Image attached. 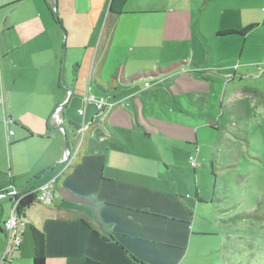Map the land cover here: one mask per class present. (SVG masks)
<instances>
[{"label":"crops","instance_id":"obj_1","mask_svg":"<svg viewBox=\"0 0 264 264\" xmlns=\"http://www.w3.org/2000/svg\"><path fill=\"white\" fill-rule=\"evenodd\" d=\"M30 1L0 0V10ZM109 2L54 0L55 16L49 8L45 13V9L33 7L8 27L15 37L3 44L0 56L12 63L8 68L11 91L18 88L20 93L30 94L32 101L39 96L43 107L42 113L34 115L38 130L14 112L19 120L12 119L10 125L17 126V132L9 135L18 136L7 142L9 155L11 158L13 143L43 141L46 146L30 173L20 180L8 177L0 187L5 193L0 201L5 199L11 205L7 185L19 191L17 188L35 175L40 178L48 173L42 185L51 186L75 162L79 151L80 156L72 171L59 178L55 193L59 199L53 200L54 206L34 204L26 211V229L15 253L18 258L13 254L11 260L3 259V223L7 219L3 217L0 264L15 260L12 264H32L30 226L45 236V264H190L194 242L215 236L208 234L207 225L197 224L196 202L203 198L196 188L194 205L190 195L183 193L184 185L166 174L183 169L192 151L196 152L200 130L206 125L213 127L207 111L219 100L214 92L218 78L206 64L208 50L218 40L235 34L219 35L220 26L204 29L202 17L210 13L214 0H191L179 6L170 0H128L108 30ZM62 51L66 56L64 81L59 69ZM78 53L85 57L87 74L83 78L72 70L77 77L73 84L67 80L71 78L67 66L72 69ZM156 68L161 69L158 75L148 72ZM6 71L2 72L5 86ZM96 73L101 82L106 81L104 85L114 88L100 92L94 87L95 93H91ZM143 73L147 76L120 82ZM148 78L156 79L158 87L148 84L145 88ZM19 80L23 83L18 86ZM86 80L84 94L79 83ZM88 94L114 106L98 111L93 103L84 104V114L79 116ZM32 101L26 103L27 110L32 111ZM59 106H63V133L51 117ZM2 122L5 128L10 126L6 120ZM84 126L85 132L78 135L76 131ZM65 138L70 157L63 164ZM155 141L156 149L175 150L182 162L172 153L157 158L144 150ZM35 187L33 183L28 189ZM97 219L104 236L92 228Z\"/></svg>","mask_w":264,"mask_h":264},{"label":"rangeland","instance_id":"obj_2","mask_svg":"<svg viewBox=\"0 0 264 264\" xmlns=\"http://www.w3.org/2000/svg\"><path fill=\"white\" fill-rule=\"evenodd\" d=\"M170 1L173 5L179 6L191 0ZM214 1L209 6L210 13L203 15L201 20L206 31L208 29L212 31L213 27L219 26L220 34L230 31L239 33L248 27L253 29L243 36H229L210 46L206 64L213 68L212 74L218 78L214 92L219 98L207 111L208 115L212 116L213 127L206 125L197 135V150L190 154L196 158L195 172L188 160L186 165L183 164V169H174L166 175L184 185L183 193L190 195L194 205L196 188L197 194L203 198L199 204L196 202L194 216L197 224L207 225L208 234L215 235L194 242V253L188 259L190 264H264V0ZM33 7L45 9L47 13V8H51L50 0H33L18 8L13 6L4 11L0 10V53L3 44L9 43L15 37L8 30L9 25L16 23L23 11ZM58 28L61 31L59 25ZM44 38L45 35L43 40ZM77 58V61L73 62L72 69H68L67 66V74L69 73L71 77L67 80H71L73 84H77V77L72 75V70L83 78L87 74L85 57L82 53H78ZM61 59L59 69L64 81L66 56L63 60V51ZM11 64L0 56L1 188L11 175L20 180L22 176L30 173L46 146L43 141L13 143L10 158L7 142L18 136L17 134L15 137L9 135L10 132L12 134L17 132V126L10 125L14 122L12 119L19 120L14 112L16 116H21L20 119L30 122L35 130H38V124L34 121L35 112L42 113V105L39 104L41 97L37 96L32 101L33 97L30 94L20 93L18 88L15 92L11 91V77L8 69ZM195 64L201 66L203 63ZM3 70L4 72L7 70L6 86L2 83ZM159 70L161 69H150L148 72L158 75ZM128 77L130 75L125 78ZM155 80L148 78L146 82L157 88ZM102 82L106 83L105 80ZM22 83L23 81L19 80L18 86ZM79 85L83 86L85 94L87 80L85 83L80 81ZM30 92H32L31 88ZM90 92L95 93L93 85ZM234 94L238 96L230 100L229 98ZM186 99L187 102H191L189 97ZM31 101L32 111L26 109V103ZM72 104L73 102L69 103L68 108ZM85 107L83 101L78 110L79 116H82L79 112L84 113ZM5 114L10 115L11 119L8 128L1 124L3 120H6L8 125L9 118H6ZM61 123L59 125L55 123V125L63 133L64 129L60 128ZM194 138L196 140V134ZM156 142H150L144 150L153 152L157 158L166 157L172 153L176 155L178 162H182V158L175 150H171L170 153V149L167 151L165 148L161 152L156 149L154 146ZM65 161L64 159L62 163H66ZM48 175V173L40 175V178L43 177L44 180L40 179L39 175L32 176L17 190L28 183L26 189L31 188L34 183L37 188L31 190L39 191L45 187L42 184H45ZM7 187L5 191L9 192L10 189L16 191L12 185ZM0 194L5 193L0 190ZM58 199V195L55 194L54 201ZM211 199H213L212 203L209 202ZM4 201L5 199L0 201V224L3 217L10 216L11 205ZM38 202L36 204L49 207L51 204L47 199L38 200ZM15 257L18 258V255L15 254Z\"/></svg>","mask_w":264,"mask_h":264},{"label":"trees","instance_id":"obj_3","mask_svg":"<svg viewBox=\"0 0 264 264\" xmlns=\"http://www.w3.org/2000/svg\"><path fill=\"white\" fill-rule=\"evenodd\" d=\"M127 2H128V0H110L109 6H108V23H107V29L108 30L112 26L113 20L118 15H120L122 13ZM49 11L53 16H55V11L52 8H49ZM55 21L57 23L59 22V20L57 18H55ZM252 29H253V27H248L239 33L230 31V32H225L223 34H219V35L229 36V35L235 34V35L243 36ZM149 74H152V73H149ZM140 76L145 77L147 75L145 73H143V74L134 75L132 78H129V79H122L121 78L120 82L121 83H128L132 80H135L136 78H139ZM93 85L100 92H108L114 88V86L112 84L104 85L100 81L97 73L94 75ZM79 156H80V151L76 155L75 162H72V164H70L66 168L65 172L62 173L59 177H57L52 182V184L50 186L51 187L50 188V194H51L50 207L54 206L53 200H54L55 193H58L57 185L59 182V178H62L63 176H65V174H69L72 171L75 163L79 160ZM211 166H212V163H211ZM18 196H20L21 199L19 200L18 205H17V215L19 217H22L25 219L26 211L28 209H30V207L33 206L34 204L39 203L38 202L39 193H38V191H35V190L25 189L21 193H19ZM198 201H200V199H198ZM212 202H213V199H212ZM92 228L94 229L95 232H97L101 236L102 235L104 236L106 234L103 231V225L101 224V222L98 219L96 220V223L92 225ZM29 230H30L32 243H33L32 264H45V236L42 232L38 231L33 226H30Z\"/></svg>","mask_w":264,"mask_h":264},{"label":"built area","instance_id":"obj_4","mask_svg":"<svg viewBox=\"0 0 264 264\" xmlns=\"http://www.w3.org/2000/svg\"><path fill=\"white\" fill-rule=\"evenodd\" d=\"M146 87H148V84H145V88ZM83 101L85 105L88 103H93L98 111H104L106 109L110 110L114 106V104L107 102L104 98H96L95 96L89 94L84 97ZM62 110L63 106H59L52 116L54 122L58 125L61 123L60 115L62 113ZM79 113L82 115L84 114L82 113V111H80ZM10 123L11 119H9L8 124ZM86 129L87 127L84 126L82 127V129H79L76 132L78 135H83ZM10 134L12 133L10 132ZM69 157L70 156L68 153L65 157V162H67ZM188 160L190 162L191 167L196 168L197 162L195 156H190ZM50 188L51 187L47 185L38 191L39 200L47 199V201H51ZM4 196V194H0V198ZM7 196H10L12 198V202L10 207V216L3 223V228L6 234V247L3 253V259L11 260L12 255L18 252L20 245L22 244L23 235L26 229V220L17 215V205L21 197L18 196L16 191H14L13 189H10Z\"/></svg>","mask_w":264,"mask_h":264},{"label":"water","instance_id":"obj_5","mask_svg":"<svg viewBox=\"0 0 264 264\" xmlns=\"http://www.w3.org/2000/svg\"><path fill=\"white\" fill-rule=\"evenodd\" d=\"M50 6L51 8L55 11V8H54V0H50ZM64 52V51H63ZM63 60H64V55H63ZM63 66V65H62ZM60 79L62 80V74H61V77ZM61 129H63L62 127H60ZM64 159L65 157L67 156V154L69 153V149H68V145H67V140L66 138L64 139ZM29 183L23 187L22 189H20L19 191H17L16 193L19 194L21 193L23 190H25L27 187H28Z\"/></svg>","mask_w":264,"mask_h":264}]
</instances>
